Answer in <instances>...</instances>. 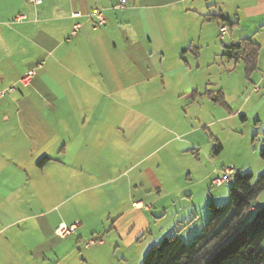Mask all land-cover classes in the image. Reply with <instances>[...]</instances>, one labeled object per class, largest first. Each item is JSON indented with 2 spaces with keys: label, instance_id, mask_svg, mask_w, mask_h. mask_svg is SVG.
I'll list each match as a JSON object with an SVG mask.
<instances>
[{
  "label": "crops",
  "instance_id": "obj_1",
  "mask_svg": "<svg viewBox=\"0 0 264 264\" xmlns=\"http://www.w3.org/2000/svg\"><path fill=\"white\" fill-rule=\"evenodd\" d=\"M25 1L21 10L0 8V39L11 31L15 35L10 42L21 46L25 55L9 62L12 71L17 69L13 78L17 82L26 71L37 66L31 89L8 95L0 103V189L7 173L41 168L35 162L38 154L56 158V163L43 165L44 168L54 165V172L115 175L97 185L117 182L115 188L126 189V194L116 199L120 202L128 199L142 205L152 191L161 194L163 184L154 177L151 165L143 167L136 177L130 175L151 157L152 129L157 120L153 112L159 110L157 115L163 120L162 112L168 111L170 100L174 105L177 99L178 108L184 99L189 110L200 104L207 107V101L216 105L201 96L212 83H204L205 79L199 75L200 60L194 68L192 59L180 54L189 46V32L174 37L167 31L166 24L170 21L165 22L159 13V5L154 4L158 0H129L119 9L114 8L119 0H42L36 5ZM165 2L164 5L173 3ZM100 7L107 22L97 27L89 15ZM77 11L81 17L72 15ZM242 12L248 19H264V0H257L251 7L245 5ZM20 15L25 18L17 21L15 18ZM213 15L230 20L223 13H210L208 17ZM135 18L145 34L140 40L131 32ZM211 20L219 22L218 27L225 24L222 19ZM78 22L82 26L72 34ZM233 22L225 35L230 34V42H222L224 48L245 38L254 40L264 33V23L251 35L243 33L242 19ZM25 40L31 43L23 45ZM7 42L8 38L4 43L0 41V90L9 84L3 81L8 67L3 70L1 58ZM255 42L262 50L263 45ZM260 56L257 69L264 67ZM24 61L26 65L18 68V63ZM207 112L211 111H205L208 119L198 116L199 122L192 119V124L185 119L176 122L175 126L181 127L178 133L172 129L175 126L166 127L171 135L164 144H172L179 153L202 150L201 139L194 137L218 121ZM223 118L226 116L219 119ZM205 141L210 143L209 138ZM143 176L149 180V187ZM145 190L148 194H143ZM29 203L30 212L23 215L25 202L0 201V235L8 233L20 220L38 218L35 205L40 202ZM47 222L52 230L50 236H55L59 223L74 224L72 219ZM2 241L0 264H5L8 243Z\"/></svg>",
  "mask_w": 264,
  "mask_h": 264
},
{
  "label": "rangeland",
  "instance_id": "obj_2",
  "mask_svg": "<svg viewBox=\"0 0 264 264\" xmlns=\"http://www.w3.org/2000/svg\"><path fill=\"white\" fill-rule=\"evenodd\" d=\"M165 1L173 3L164 5ZM25 2L0 0V8L17 11L23 9ZM154 4L159 5L158 11L165 22L170 21L166 24L170 34L175 37L189 32L188 43L191 46L180 54L192 59L194 68L200 60L199 75L205 79L204 83H212L207 87L209 93L201 96L216 105H210L207 101V107L200 104L189 110L184 99L178 108L180 103H176L177 99L174 105L170 104V100L168 111L162 112L163 120L157 115L160 112L158 109L153 112V118L157 120L152 129L151 157L130 175L136 177L143 167L151 165L154 177L163 184V192L152 191L140 207L128 199L123 202L116 200L126 194V189L115 188L117 182L97 185L99 181H106L115 175L68 174L66 170L54 172V165L43 167L50 161L56 163V158L50 156L36 154L35 162L41 168L7 173L0 189V201L25 202L23 215L30 212L28 205L32 207V204L29 202L40 203L35 205L38 218L20 220L8 233L0 235V240L8 243L5 264H143L147 251L164 236L178 235L190 243L195 235L202 232L209 218L210 204H222L229 200L233 182L212 184V180L226 167H234L242 175L251 173L253 181L264 171V158L261 157L264 139V67L256 69L249 77L243 61L238 63L232 60L229 65L230 60L223 55L222 42L228 44L230 34L222 36L219 22L208 19L210 13H223L232 21L240 18L243 33L255 35L264 19H248L242 9L245 5H256L257 0H158ZM140 26V21L135 18L131 32L138 40L145 35ZM9 27L13 28L14 25ZM8 32L5 38L9 42L1 55L3 70L8 67L3 81L4 84L9 82L6 88L14 85L18 94L31 89L33 85L24 86L13 78L17 69L13 68L12 71L9 62L25 55L21 46L17 47L15 41L10 42L15 34ZM5 38L3 36L0 41L4 43ZM254 40L263 45L259 51L260 63H263L264 33ZM30 43V40H25L23 45ZM25 65L26 61L19 62L18 68ZM32 69L37 74V66ZM210 95L224 100L217 102ZM206 109L211 111V114L207 112L210 117L214 116L218 121L194 137L201 139L202 150L179 153L172 144H164L171 135L166 127L171 129L181 119H185L187 124H192L190 119L199 122L196 120L198 116L208 119L205 117ZM223 115L226 118L219 119ZM180 128L178 124L172 129L178 133ZM208 138L210 143L205 141ZM216 143L222 149L216 154L210 153ZM143 179L146 178L143 176ZM146 181L149 187V180ZM142 192L148 194L146 190ZM255 204L264 206V190ZM146 206L150 207L149 210L144 209ZM253 216L251 213L246 219L248 238L254 228ZM50 219L54 223L72 219L76 226L64 234L58 229L71 228L74 224L59 223L55 236H50L52 230L46 223Z\"/></svg>",
  "mask_w": 264,
  "mask_h": 264
},
{
  "label": "trees",
  "instance_id": "obj_3",
  "mask_svg": "<svg viewBox=\"0 0 264 264\" xmlns=\"http://www.w3.org/2000/svg\"><path fill=\"white\" fill-rule=\"evenodd\" d=\"M208 19H222L227 27L235 24L223 15H213ZM259 51L257 42L245 38L225 46L223 55L235 62L243 61L250 77L257 69ZM210 98L217 102L224 100L211 95ZM221 149L222 146L216 143L213 153ZM261 157L264 158V139ZM263 190L264 171L256 181H253L251 173L242 175L237 172L229 200L210 204L209 218L201 233L195 235L190 243L178 235L164 236L147 251L143 264H264V206L255 204ZM251 213L254 215V228L248 238L246 219Z\"/></svg>",
  "mask_w": 264,
  "mask_h": 264
},
{
  "label": "built area",
  "instance_id": "obj_4",
  "mask_svg": "<svg viewBox=\"0 0 264 264\" xmlns=\"http://www.w3.org/2000/svg\"><path fill=\"white\" fill-rule=\"evenodd\" d=\"M129 0H119L115 5L114 8L119 9V8H124L127 4H128ZM30 2L32 4H40L42 2V0H30ZM74 17H81L82 14L81 12L77 11V12H73L72 14ZM23 18H25L24 15H20L17 16L15 19L17 21L22 20ZM89 18H94V25L95 26H102L105 25L107 22V19L105 17V15L103 14L102 9L100 8H95L93 10V12L89 15ZM81 23L78 22L75 25V28L72 32V34H75L77 32V30H79V28L81 27ZM220 33L221 35H226L228 33V27L225 25L220 26ZM36 75V70L35 69H29L28 71H26L19 79V82L24 85V86H28L32 83V80L34 78V76ZM257 87V86H256ZM17 92V88L12 85L9 88H4L0 90V103L3 100V98L7 97L10 94L16 93ZM237 175V171L234 169V167H226L224 169V171H222V173L217 176L216 178H214L212 180V184L213 185H222L228 182H233L235 177ZM135 205L137 207L142 206L139 203H135ZM75 224L71 226V228H66V227H60L58 229V231L62 232V233H69L72 229L75 228Z\"/></svg>",
  "mask_w": 264,
  "mask_h": 264
}]
</instances>
